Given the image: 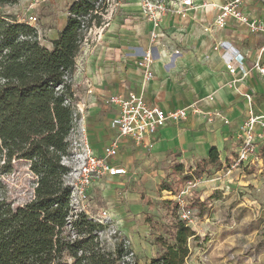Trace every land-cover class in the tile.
I'll list each match as a JSON object with an SVG mask.
<instances>
[{"label":"crops","instance_id":"0c3cea01","mask_svg":"<svg viewBox=\"0 0 264 264\" xmlns=\"http://www.w3.org/2000/svg\"><path fill=\"white\" fill-rule=\"evenodd\" d=\"M228 0H166L167 11L154 30L140 0H120L103 29L92 25L86 32L76 57L72 79L74 105L78 107L76 139L85 135L92 152L103 155L116 136L112 120L118 109L108 102L113 95L141 94L146 101L164 110L184 108L187 118L161 128L150 148L122 139L118 154L110 162L126 174L104 177L87 189L108 179L127 177L134 159H173L187 163L207 159L215 147L221 163L228 153L237 156L235 134L249 113L264 114V75L252 69L255 61L264 65V35L252 34L234 19L219 28L214 20ZM71 0H32L27 15H39L35 25L41 44L50 48L67 21ZM243 10L264 22V5L243 0ZM19 20V19H18ZM243 56L242 71L230 73L225 66L224 49ZM150 51L152 78L146 80L137 60ZM264 153V141L257 155ZM255 162L243 167H259Z\"/></svg>","mask_w":264,"mask_h":264},{"label":"trees","instance_id":"16d2710c","mask_svg":"<svg viewBox=\"0 0 264 264\" xmlns=\"http://www.w3.org/2000/svg\"><path fill=\"white\" fill-rule=\"evenodd\" d=\"M102 1H71L66 24L50 48L41 44L33 25L0 13V186L13 160L27 161L36 178L33 196L24 204L13 207L0 199V264H138L124 258L122 243L105 248L102 224L75 211L66 182L72 171L70 135L78 120L72 85L76 57L88 29L101 23ZM18 2L0 0V9ZM207 165L222 167L215 147L185 179L199 176ZM174 168L183 172L184 167L175 163ZM159 189L171 191L172 185L161 182ZM162 204L171 217L155 237L159 254L146 264H184L195 231L177 214L178 205Z\"/></svg>","mask_w":264,"mask_h":264},{"label":"rangeland","instance_id":"374dc122","mask_svg":"<svg viewBox=\"0 0 264 264\" xmlns=\"http://www.w3.org/2000/svg\"><path fill=\"white\" fill-rule=\"evenodd\" d=\"M257 1L264 5V0ZM31 3L19 0L0 13L13 14L22 21ZM36 17L33 26L41 24V17ZM258 157H262L259 167H243L230 152L220 169L207 165L191 180L185 176L202 159L182 163L183 172H179L174 168L179 162L173 159L138 158L133 160L129 176L108 179L83 197L74 195L72 203L75 211L102 224L99 236L105 248L113 250L122 243L127 253L124 258L130 262L146 264L159 254L155 237L163 234L171 217L162 202L171 200L179 207L177 214L195 231L184 264H264V153ZM67 163L73 169L77 165L73 156ZM28 165L25 160H13L10 172L1 177L0 199L13 207L33 196L36 178ZM66 182L74 193V170ZM161 182L171 184L172 190H160ZM196 199L205 204L203 208L193 206Z\"/></svg>","mask_w":264,"mask_h":264},{"label":"built area","instance_id":"2783aa9c","mask_svg":"<svg viewBox=\"0 0 264 264\" xmlns=\"http://www.w3.org/2000/svg\"><path fill=\"white\" fill-rule=\"evenodd\" d=\"M76 1V0H71ZM120 0H103L105 8L99 11L102 17L100 28L106 26L114 12V7L118 5ZM184 5H190L191 0H182ZM142 8L147 17L152 21L154 30L151 31V39H156L155 29L159 27L162 15L167 11L166 0H140ZM99 4V3H97ZM229 19H234L245 24L252 34L264 35V22L258 18L251 17L243 10V0H228L220 8L214 20V25L222 28ZM30 25L37 21L36 15H27L22 19ZM90 29V28H89ZM88 29V30H89ZM219 49H224L226 69L234 74L242 71L243 56L234 51L228 54L230 46L221 42L218 44ZM153 57L150 51L142 54L137 60V66L142 70L146 80L152 78L153 73L151 64ZM261 75H264V65L258 60L251 67ZM108 102L117 107L118 112L112 120V127L116 129L117 134L112 141L104 148L103 155H95L85 137L81 136L75 139L73 144V157L76 159L77 165L72 168L75 171L77 182L72 192V198L75 196L83 197L88 187L94 182L104 177H114L126 174L123 167H119L110 162L118 154L119 145L122 139H128L135 145L144 148H150L153 144L157 132L170 124H178L187 118V110L177 108L173 110H164L160 107L149 104L141 94L129 92L126 95H113ZM78 110V107L74 105ZM237 142L238 163L254 162L257 159V145L264 141V114L254 115L249 113L241 123L235 134ZM71 171V172H72Z\"/></svg>","mask_w":264,"mask_h":264}]
</instances>
